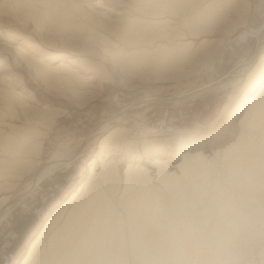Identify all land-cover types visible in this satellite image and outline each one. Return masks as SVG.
Instances as JSON below:
<instances>
[{"label":"bare ground","instance_id":"bare-ground-1","mask_svg":"<svg viewBox=\"0 0 264 264\" xmlns=\"http://www.w3.org/2000/svg\"><path fill=\"white\" fill-rule=\"evenodd\" d=\"M243 10V0H0V222L80 153L40 160L59 110L37 102L14 65L52 95L82 103L103 91L102 81L164 80L199 54L208 58V36L243 25ZM261 40L213 120L172 133L126 128V111L105 123L90 141L100 151L86 179L21 264H264Z\"/></svg>","mask_w":264,"mask_h":264},{"label":"rangeland","instance_id":"rangeland-1","mask_svg":"<svg viewBox=\"0 0 264 264\" xmlns=\"http://www.w3.org/2000/svg\"><path fill=\"white\" fill-rule=\"evenodd\" d=\"M243 5L242 14L246 20L243 25L232 33L222 27L208 36L212 40L208 58H203L201 53L196 57V63L188 65L189 68L182 67L186 71L174 70L164 80H155L150 75L102 81L103 91L80 104L64 96L52 95L50 88L41 87L31 73L14 65L22 74V84L36 94L37 102L59 110L43 144L40 160L45 162L55 155L71 157L78 150L80 153L72 161L46 173L8 210L0 222V264H21L45 221L79 189L88 175L91 160L100 151L99 144L90 141L115 115L126 111L120 124L135 132L139 125H144L170 133L194 130L217 117L233 90L242 86L244 76L240 75L246 70L244 65L256 56L261 45L258 41L264 39V0H243ZM237 17V14L232 16L229 23L234 25ZM191 92L179 103L164 100ZM153 96L163 100L145 106ZM116 123L112 120L110 125ZM31 178L29 175L20 182L16 191L18 196L27 189Z\"/></svg>","mask_w":264,"mask_h":264}]
</instances>
